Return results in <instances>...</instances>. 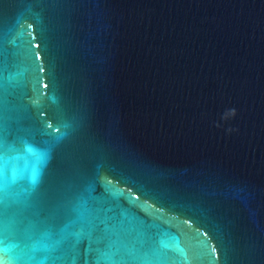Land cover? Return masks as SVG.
Instances as JSON below:
<instances>
[{
  "label": "water",
  "instance_id": "95a60500",
  "mask_svg": "<svg viewBox=\"0 0 264 264\" xmlns=\"http://www.w3.org/2000/svg\"><path fill=\"white\" fill-rule=\"evenodd\" d=\"M264 264V0H0V264Z\"/></svg>",
  "mask_w": 264,
  "mask_h": 264
},
{
  "label": "snow or ice",
  "instance_id": "6c2138e0",
  "mask_svg": "<svg viewBox=\"0 0 264 264\" xmlns=\"http://www.w3.org/2000/svg\"><path fill=\"white\" fill-rule=\"evenodd\" d=\"M96 264H99V262L97 261ZM147 264H155L154 260L148 261Z\"/></svg>",
  "mask_w": 264,
  "mask_h": 264
}]
</instances>
